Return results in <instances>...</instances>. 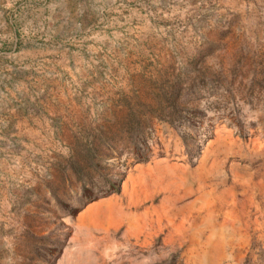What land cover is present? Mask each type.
I'll return each mask as SVG.
<instances>
[{
	"label": "rangeland",
	"instance_id": "1",
	"mask_svg": "<svg viewBox=\"0 0 264 264\" xmlns=\"http://www.w3.org/2000/svg\"><path fill=\"white\" fill-rule=\"evenodd\" d=\"M0 264H264V0H0Z\"/></svg>",
	"mask_w": 264,
	"mask_h": 264
}]
</instances>
